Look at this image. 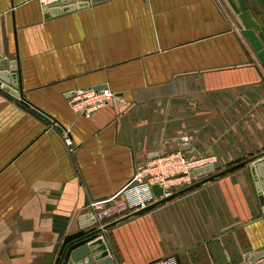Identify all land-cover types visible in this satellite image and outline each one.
<instances>
[{"label": "crops", "instance_id": "0c3cea01", "mask_svg": "<svg viewBox=\"0 0 264 264\" xmlns=\"http://www.w3.org/2000/svg\"><path fill=\"white\" fill-rule=\"evenodd\" d=\"M78 2L88 5L46 19L38 0H0V59L17 64L24 98L52 118L0 88V264H55L96 202L116 201L137 165L178 151L220 169L110 219L111 257L247 264L264 251L254 163L244 165L264 155V66L232 9L224 0ZM251 10L264 21L252 0ZM103 85L114 103L78 117L72 93Z\"/></svg>", "mask_w": 264, "mask_h": 264}, {"label": "water", "instance_id": "95a60500", "mask_svg": "<svg viewBox=\"0 0 264 264\" xmlns=\"http://www.w3.org/2000/svg\"><path fill=\"white\" fill-rule=\"evenodd\" d=\"M71 1L74 2L75 0ZM224 1L227 6L232 9L233 13L237 17L244 37L250 43L255 54L257 55V58L264 66V21L261 22L254 16L253 11L251 10V0ZM252 1L260 7L264 16V0ZM84 5H88V3L77 2L73 5H67L62 9H59L58 7H52L50 9L43 8L42 10L45 13V18L49 19L74 12L77 8H81ZM0 60H2V62L0 61V88L16 99H19V101L26 107L36 111V113H38L40 116L44 117L49 122H52V118L50 116L44 114L42 111L30 104L24 98L22 91L19 90L21 87V80L20 73L15 71L16 63H9L7 60L2 58ZM7 67H10V72L5 71ZM9 84L11 85L10 87ZM107 88V85H103L95 88V90ZM73 94L74 93H72V96ZM181 144L182 151L191 153V147L188 145L187 139L181 140ZM253 163L254 165L250 167V171L254 179V185L258 195L259 204L263 208L264 212V155L259 156V158L257 157L256 159L247 161L244 163V165ZM219 169L220 165L217 163L208 164L195 169L194 175L196 178H202L206 175L214 173ZM153 192L156 199H159L163 195L162 188H159L158 186L153 187ZM163 201L166 202L169 200ZM138 214L140 213H136L132 215V217ZM129 218H131V216L127 217L126 219ZM126 219H123L119 222L121 223ZM108 228V226L104 227V229L98 228L96 219L90 213L84 214L79 220V231L64 237L55 264H116L114 259L111 257L110 250L103 237L104 231H106ZM262 258H264V251L258 252L250 257L247 264H259L258 261Z\"/></svg>", "mask_w": 264, "mask_h": 264}, {"label": "built area", "instance_id": "2783aa9c", "mask_svg": "<svg viewBox=\"0 0 264 264\" xmlns=\"http://www.w3.org/2000/svg\"><path fill=\"white\" fill-rule=\"evenodd\" d=\"M79 0H38L41 8L58 7L76 4ZM66 3V4H64ZM116 99L110 89H78L69 99V107L78 117L90 118L96 112L110 107ZM65 144L73 150V141L68 134L64 135ZM204 159H192L183 152L158 155L148 162L137 165L133 177L123 189L116 201L113 199L96 202L91 215L96 219L100 229L106 227L113 217L122 220L136 212L149 209L157 200L173 199L178 192L192 186L196 177L194 170L205 166ZM213 164V163H210ZM208 165V164H206ZM162 188L163 195L156 199L153 187ZM114 201V202H113ZM264 264V258L258 261ZM154 264H178L174 257L161 259Z\"/></svg>", "mask_w": 264, "mask_h": 264}]
</instances>
